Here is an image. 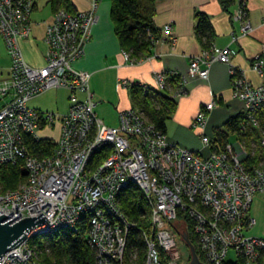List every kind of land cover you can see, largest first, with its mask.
I'll return each instance as SVG.
<instances>
[{
    "label": "built area",
    "instance_id": "1",
    "mask_svg": "<svg viewBox=\"0 0 264 264\" xmlns=\"http://www.w3.org/2000/svg\"><path fill=\"white\" fill-rule=\"evenodd\" d=\"M98 1L92 0L87 11L58 9L52 14L44 23L45 64L35 69L25 63L19 44L31 37L36 0H0V38L9 59L6 74H0V167L21 162L26 171L25 181L15 190L0 193V216L18 222L41 213L47 219L1 256L0 264H37L29 241L77 229L86 214L87 243L94 251L95 264H135L136 253L130 254L128 261L125 258L127 234L134 224L120 211L118 202L122 189L131 183L137 185L149 206L155 233L154 239L145 242L140 264L176 263V243L166 225L176 218L177 210L192 220L195 241L206 264H223L230 251L245 264H264V240L246 236L255 224L249 216L252 200L256 194L264 196V136L259 141L261 159L248 170L242 164L247 154L240 144L211 152L210 139L202 136V153H194L168 141L134 109L119 113L118 128L105 127L94 112L89 75L74 67L89 41ZM243 16L239 10L237 19ZM249 29L245 22L244 32ZM163 34L164 38L170 35L168 26ZM122 54L130 60L127 53ZM228 58V51L203 52L190 59L187 74L206 80L209 66L226 64ZM250 69L263 77L264 44L251 60ZM164 80L157 76L158 88ZM129 85L118 82V87L125 89ZM233 85V96L243 105L246 120L259 127L253 115L264 110V83L252 85L241 77ZM59 89L70 93L64 114L27 106L31 99ZM78 94L83 99L79 100ZM178 94H182L181 88ZM214 107L213 100L206 104L196 124L204 128L206 115ZM56 123L59 133L52 155L29 154L24 136L38 141V132L50 131ZM104 149L109 150L107 157L90 168L93 155Z\"/></svg>",
    "mask_w": 264,
    "mask_h": 264
},
{
    "label": "crops",
    "instance_id": "2",
    "mask_svg": "<svg viewBox=\"0 0 264 264\" xmlns=\"http://www.w3.org/2000/svg\"><path fill=\"white\" fill-rule=\"evenodd\" d=\"M37 1L31 15V37L19 44L25 63L35 69L45 64L46 47L42 40L44 23L49 22L52 14L59 9L52 0H47L50 2V16L41 21L33 20V14L38 11ZM69 2L72 13L91 9L92 0ZM239 10L245 13L242 20L237 19ZM110 12L111 0H99L89 41L74 65L78 71L89 75L88 89L93 95L94 112L107 128L119 127L121 111L137 109L130 93L132 87L142 90V93L160 91L176 101L175 111L166 121L163 135L181 148L202 153V136L210 139L214 129H221L230 118L244 112L243 105L233 96L236 91L233 85L235 79L242 77L252 85L264 83V74L258 77L250 69L251 60L259 54L264 44V0H234L227 9L219 0H155L153 26L160 36L153 42L151 55L141 60L124 59ZM198 13L209 19L212 28L213 36L205 47H202L195 32ZM245 22L250 27L246 32L243 30ZM165 26L170 28V38H164ZM215 50L228 51V62L212 63L206 80L190 78L187 74L190 59ZM6 72L0 74L5 75ZM160 75L165 78L162 88L156 85L157 76ZM120 81H127L129 87H118ZM145 85L150 90H143L142 86ZM178 86L182 94H178ZM55 91L58 90H50L31 99L27 106L58 114L57 110H49L52 105L50 98ZM64 91L67 92V112L70 93ZM77 97L83 99L81 94ZM212 100L215 107L207 113L206 125L201 128L196 124V118ZM56 128L58 135L59 123L55 124L53 130Z\"/></svg>",
    "mask_w": 264,
    "mask_h": 264
},
{
    "label": "trees",
    "instance_id": "3",
    "mask_svg": "<svg viewBox=\"0 0 264 264\" xmlns=\"http://www.w3.org/2000/svg\"><path fill=\"white\" fill-rule=\"evenodd\" d=\"M57 8L72 13L69 0H52ZM224 9H227L234 0H219ZM34 8V7H33ZM155 15V0H111V20L121 50L127 53L132 60H141L151 55L153 42L160 33L153 26ZM195 32L202 47L209 44L213 36L209 19L202 13L196 14ZM211 40V39H210ZM175 86V85H174ZM175 89V88H174ZM150 90V89H149ZM142 91V90H141ZM138 88H131V96L135 101L136 111L141 113L156 130L165 134L166 121L175 111L176 101L160 91L150 90L141 92ZM259 127H253L244 114L230 118L223 127L214 129L209 141V149L221 152L226 145H231L229 137L233 136L235 143L240 144L247 154L242 164L246 169L255 166L261 159L259 145L261 135L264 136V110L254 115ZM23 144L28 153L38 157L51 156L55 149L52 139L34 140L31 136H24ZM109 150L104 149L93 155L90 168L105 159ZM24 167L21 162L6 164L0 167V193L15 190L25 181ZM120 211L134 224L127 234V248L125 258L136 253L139 264L145 255L146 240L154 239V230L150 222V209L143 194L134 183L128 184L118 196ZM89 215H82L77 229L60 230L54 234L36 236L29 241L35 248L37 264H95L94 251L87 243ZM168 229L182 241L187 251V263L190 260L189 248L184 242L186 235L195 248V252L202 262L193 233V222L186 212H180L176 218L168 223ZM223 264H245V260L237 257L235 262Z\"/></svg>",
    "mask_w": 264,
    "mask_h": 264
},
{
    "label": "rangeland",
    "instance_id": "4",
    "mask_svg": "<svg viewBox=\"0 0 264 264\" xmlns=\"http://www.w3.org/2000/svg\"><path fill=\"white\" fill-rule=\"evenodd\" d=\"M49 3L50 2H47V0L37 1L38 11L35 14H33V20L36 19L37 21H41V20L47 19L50 16L51 8H50ZM34 6H35V3H34ZM8 67H9V59H8L5 47L3 45V42L0 38V73L1 72L4 73L8 69ZM263 74H264V71H263ZM50 101L52 102V105H51V108H49V110H54V111L57 110L58 114H64L67 108V92L64 90L55 91L51 95ZM38 136L41 139L57 140V136H58L57 128L53 131H48L45 129L40 130L38 132ZM229 141L231 144H234L235 143L234 137L230 136ZM177 213H180V210H177ZM249 215L252 219L255 220V225L252 227L251 230H249L246 233V236L260 238L264 240V197L263 196L259 194H256L254 196L253 202L250 207ZM168 226L169 225L167 224L166 228L168 232L170 233L171 237L175 240L176 248H177V255H176L177 260H176V263L174 262V264H188L189 262L187 263L186 261L187 260L186 247L184 246L182 241L177 239L176 236H174V234L170 232V230L168 229ZM202 258H203L202 263L206 264L204 257ZM235 260H236L235 253L233 251H230L227 255L226 262L233 263L235 262ZM133 262L138 263V260L133 261ZM125 264H129V263L126 262Z\"/></svg>",
    "mask_w": 264,
    "mask_h": 264
},
{
    "label": "water",
    "instance_id": "5",
    "mask_svg": "<svg viewBox=\"0 0 264 264\" xmlns=\"http://www.w3.org/2000/svg\"><path fill=\"white\" fill-rule=\"evenodd\" d=\"M234 146L237 147V145ZM24 175L26 176V171H24ZM46 221L47 219L41 213L37 217L24 218L18 222H7L6 216H0V257L25 241L31 229L37 225L44 224ZM183 239L189 248L191 257L188 264H204L199 260L195 248L190 243L188 237L185 235Z\"/></svg>",
    "mask_w": 264,
    "mask_h": 264
}]
</instances>
